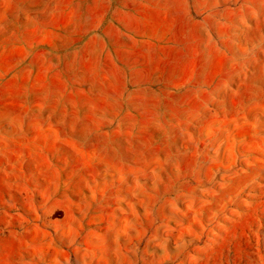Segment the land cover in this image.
Returning a JSON list of instances; mask_svg holds the SVG:
<instances>
[{
    "label": "rangeland",
    "instance_id": "1",
    "mask_svg": "<svg viewBox=\"0 0 264 264\" xmlns=\"http://www.w3.org/2000/svg\"><path fill=\"white\" fill-rule=\"evenodd\" d=\"M0 264H264V0H0Z\"/></svg>",
    "mask_w": 264,
    "mask_h": 264
},
{
    "label": "bare ground",
    "instance_id": "2",
    "mask_svg": "<svg viewBox=\"0 0 264 264\" xmlns=\"http://www.w3.org/2000/svg\"><path fill=\"white\" fill-rule=\"evenodd\" d=\"M155 85V84H154Z\"/></svg>",
    "mask_w": 264,
    "mask_h": 264
}]
</instances>
